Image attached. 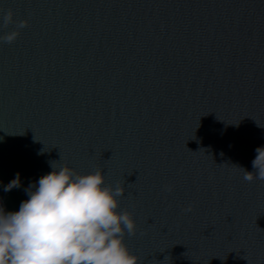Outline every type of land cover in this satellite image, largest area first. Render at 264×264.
<instances>
[{
	"label": "water",
	"instance_id": "water-1",
	"mask_svg": "<svg viewBox=\"0 0 264 264\" xmlns=\"http://www.w3.org/2000/svg\"><path fill=\"white\" fill-rule=\"evenodd\" d=\"M9 9L27 26L0 41L4 210L51 161L102 170L138 264H264V181L243 179L264 146V0H0V36Z\"/></svg>",
	"mask_w": 264,
	"mask_h": 264
},
{
	"label": "clouds",
	"instance_id": "clouds-1",
	"mask_svg": "<svg viewBox=\"0 0 264 264\" xmlns=\"http://www.w3.org/2000/svg\"><path fill=\"white\" fill-rule=\"evenodd\" d=\"M13 16L9 9L2 26L15 24V30L0 36L9 44L27 26L26 20L14 21ZM255 151V171L241 168L247 182L264 181V146ZM50 167V173L25 189L28 199L19 211L0 207V264H138L124 242L126 233L136 234L135 220L131 213L118 211L125 188L119 182L106 185L102 170L80 174L56 161ZM20 186L17 174L4 191ZM184 211L191 212L192 206Z\"/></svg>",
	"mask_w": 264,
	"mask_h": 264
},
{
	"label": "built area",
	"instance_id": "built-area-1",
	"mask_svg": "<svg viewBox=\"0 0 264 264\" xmlns=\"http://www.w3.org/2000/svg\"><path fill=\"white\" fill-rule=\"evenodd\" d=\"M0 207H2L1 204H0Z\"/></svg>",
	"mask_w": 264,
	"mask_h": 264
}]
</instances>
